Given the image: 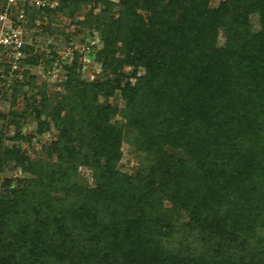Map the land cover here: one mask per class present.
I'll list each match as a JSON object with an SVG mask.
<instances>
[{
	"label": "trees",
	"instance_id": "obj_1",
	"mask_svg": "<svg viewBox=\"0 0 264 264\" xmlns=\"http://www.w3.org/2000/svg\"><path fill=\"white\" fill-rule=\"evenodd\" d=\"M212 1L13 11L24 32L59 16L98 31L103 68L85 81L75 53L49 94L29 68L56 55L33 40L21 49L25 105L8 113L14 135L0 132V174L12 166L28 177L0 193V264H264V0ZM28 117L57 135L34 159L22 147ZM124 144L132 174L119 169Z\"/></svg>",
	"mask_w": 264,
	"mask_h": 264
},
{
	"label": "rangeland",
	"instance_id": "obj_2",
	"mask_svg": "<svg viewBox=\"0 0 264 264\" xmlns=\"http://www.w3.org/2000/svg\"><path fill=\"white\" fill-rule=\"evenodd\" d=\"M113 3H118L119 0H111ZM56 2V0H54ZM219 3L218 0H213L210 4L215 7ZM102 5L94 12L99 14ZM88 9H83L82 14ZM81 14V15H82ZM81 19L82 17H78ZM47 20V19H46ZM256 20L253 19V28H256ZM37 27L30 29L27 32L23 31L26 39L35 42V50L43 51L47 55L55 54L56 60L50 65H45V61H39L38 65L29 68V75L36 79L37 86H44L47 93L54 94L61 92L60 83L65 80L66 71L64 64H71L77 53V61L81 65V75L85 81H93L101 77L103 62L98 55L102 45L100 42V33L98 31H86L79 28L74 21L64 16H59L53 22L44 21L37 22ZM55 28V34L51 35L43 33L45 28ZM9 53V52H8ZM2 56L0 60V114L7 116L6 120H0V132H3L4 137L8 138L14 135L15 128L10 124L8 113L10 110H22L25 105L23 95L15 93L18 88L16 84L22 82L25 84L27 80L21 78L22 71L25 67L20 68V60L26 58V54H22L19 60L15 59V55L11 52ZM93 54V55H92ZM8 67V69H7ZM26 92L27 87H25ZM35 93L29 92L30 94ZM13 96H16L14 106H11ZM39 99V97H37ZM113 106L121 107L123 105L119 97L109 100ZM115 120H120L116 118ZM21 134L29 136L31 141L23 143L22 147L31 158L40 157L43 155L44 147L56 141V131L51 128L50 131L38 130L36 122L32 117H28L22 121ZM6 144L11 145L10 141ZM123 157L119 164V169L127 174H132L138 166L136 155L131 153L127 144L122 147ZM28 177L19 169H13L8 166L0 174V193L8 192L11 188L17 185L18 180ZM11 181V186L6 185V181ZM79 181L82 185H91V173L88 169L79 168ZM170 208L169 202H164V210Z\"/></svg>",
	"mask_w": 264,
	"mask_h": 264
},
{
	"label": "built area",
	"instance_id": "obj_3",
	"mask_svg": "<svg viewBox=\"0 0 264 264\" xmlns=\"http://www.w3.org/2000/svg\"><path fill=\"white\" fill-rule=\"evenodd\" d=\"M25 5L54 9L56 3L54 0H0V60L8 52L19 60L23 54L21 49L29 42L23 34L22 27L17 24L23 19V14L20 11L16 17L13 15L15 9H21Z\"/></svg>",
	"mask_w": 264,
	"mask_h": 264
}]
</instances>
